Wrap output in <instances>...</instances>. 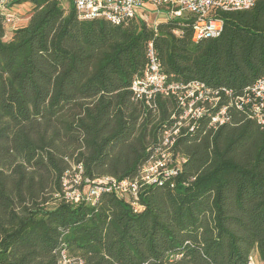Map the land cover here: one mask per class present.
Returning a JSON list of instances; mask_svg holds the SVG:
<instances>
[{"label": "trees", "instance_id": "obj_1", "mask_svg": "<svg viewBox=\"0 0 264 264\" xmlns=\"http://www.w3.org/2000/svg\"><path fill=\"white\" fill-rule=\"evenodd\" d=\"M18 1L28 19L7 39L0 14V264H56L63 248L84 264H264V125L247 107L182 130L180 172L144 187L138 209L109 192L62 196L74 164L90 180L134 176L176 121L174 97L147 106L131 90L150 43L168 82L240 95L264 76V0L212 11L222 31L198 42L190 14L154 31L79 19L70 0Z\"/></svg>", "mask_w": 264, "mask_h": 264}, {"label": "built area", "instance_id": "obj_2", "mask_svg": "<svg viewBox=\"0 0 264 264\" xmlns=\"http://www.w3.org/2000/svg\"><path fill=\"white\" fill-rule=\"evenodd\" d=\"M68 2V0H66ZM79 19L104 18L114 25L142 20L156 31L157 25L170 19L193 15L192 41L215 38L222 31V20L210 16L214 10L230 11L247 9L255 0H70ZM29 2L0 0V14L4 19L5 38L20 27L28 17L23 8ZM176 33V32H175ZM135 99L152 106L155 97H174L180 110L174 124L161 134L160 143L151 151L147 160L132 177L118 179L113 176L97 177L93 180L83 176L81 164L72 165L65 172L62 181V196L70 203L84 202L95 205L99 196L109 192L128 202L134 209L139 208L138 199L144 187L161 185L170 176L176 175L185 162L174 154V146L182 130L194 131L198 121L207 119L208 129H217L229 119L228 109L247 107L251 117L264 125V76L259 77L240 95L231 90H214L205 83L168 82L161 70L152 44L148 45V68L145 74L131 84ZM251 253L247 264H257ZM56 264H84L82 259L70 256L63 248Z\"/></svg>", "mask_w": 264, "mask_h": 264}, {"label": "rangeland", "instance_id": "obj_3", "mask_svg": "<svg viewBox=\"0 0 264 264\" xmlns=\"http://www.w3.org/2000/svg\"><path fill=\"white\" fill-rule=\"evenodd\" d=\"M62 6L65 8V9H68V2L66 1V0H63V2H62ZM30 8H31V5H28V4H26V8H23V12H26L25 13V16L26 17H28V14H29V10H30ZM25 23V21L24 22H22V24H24ZM256 255V254H255ZM255 258H256V262H257V264H261V262H260V260L257 258V255L255 256Z\"/></svg>", "mask_w": 264, "mask_h": 264}, {"label": "crops", "instance_id": "obj_4", "mask_svg": "<svg viewBox=\"0 0 264 264\" xmlns=\"http://www.w3.org/2000/svg\"><path fill=\"white\" fill-rule=\"evenodd\" d=\"M26 22H27V20L25 21V23L24 24H20V27L21 26H23V25H25L26 24ZM257 258H258V255H257ZM259 259V258H258ZM260 260V259H259ZM261 262V261H260ZM262 264V263H261Z\"/></svg>", "mask_w": 264, "mask_h": 264}]
</instances>
